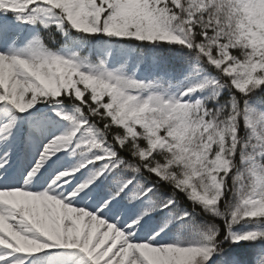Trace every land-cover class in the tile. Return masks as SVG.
Wrapping results in <instances>:
<instances>
[{
	"label": "trees",
	"instance_id": "trees-1",
	"mask_svg": "<svg viewBox=\"0 0 264 264\" xmlns=\"http://www.w3.org/2000/svg\"><path fill=\"white\" fill-rule=\"evenodd\" d=\"M6 1L2 19L33 35L0 54V135L11 148L26 115L43 160L56 158L82 200H116L128 219L143 208L145 230L159 223L171 241L219 243L213 264H264V131L253 130L264 83L233 87L264 77L255 1ZM105 65L115 71L102 75ZM47 258L32 264H93L78 247Z\"/></svg>",
	"mask_w": 264,
	"mask_h": 264
},
{
	"label": "rangeland",
	"instance_id": "rangeland-1",
	"mask_svg": "<svg viewBox=\"0 0 264 264\" xmlns=\"http://www.w3.org/2000/svg\"><path fill=\"white\" fill-rule=\"evenodd\" d=\"M256 1L264 16V0ZM263 82L250 74L234 79L233 85L245 92ZM260 130L264 131V123L256 124L255 131ZM259 148V156H264V144ZM26 166L15 185L8 184L5 167L0 166V264L7 259L6 264H27L33 253L76 246L93 264H210L216 256L212 246L136 240L138 219L118 228L71 197L58 173L37 177ZM218 185L222 188L221 182Z\"/></svg>",
	"mask_w": 264,
	"mask_h": 264
}]
</instances>
